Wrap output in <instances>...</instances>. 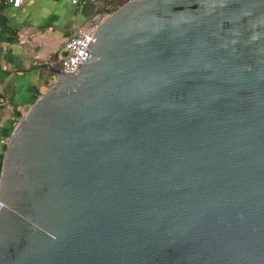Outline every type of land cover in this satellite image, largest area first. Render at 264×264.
I'll list each match as a JSON object with an SVG mask.
<instances>
[{"label": "water", "instance_id": "water-1", "mask_svg": "<svg viewBox=\"0 0 264 264\" xmlns=\"http://www.w3.org/2000/svg\"><path fill=\"white\" fill-rule=\"evenodd\" d=\"M3 145L0 264H264V0H126Z\"/></svg>", "mask_w": 264, "mask_h": 264}, {"label": "crops", "instance_id": "crops-1", "mask_svg": "<svg viewBox=\"0 0 264 264\" xmlns=\"http://www.w3.org/2000/svg\"><path fill=\"white\" fill-rule=\"evenodd\" d=\"M106 0L74 7L66 0H25L0 6V165L3 145L39 95L56 79L65 40L86 27Z\"/></svg>", "mask_w": 264, "mask_h": 264}, {"label": "built area", "instance_id": "built-area-1", "mask_svg": "<svg viewBox=\"0 0 264 264\" xmlns=\"http://www.w3.org/2000/svg\"><path fill=\"white\" fill-rule=\"evenodd\" d=\"M25 0H0V6L11 7L18 9L22 6ZM74 7L85 6L87 4H95L98 0H66ZM94 26L90 33H86L84 28L78 30L77 33L65 40L63 44V55L60 58V71L62 74L76 75L78 70H75L81 60L85 61L87 54L85 50L90 42L93 41ZM4 205L0 203V209Z\"/></svg>", "mask_w": 264, "mask_h": 264}, {"label": "rangeland", "instance_id": "rangeland-1", "mask_svg": "<svg viewBox=\"0 0 264 264\" xmlns=\"http://www.w3.org/2000/svg\"><path fill=\"white\" fill-rule=\"evenodd\" d=\"M124 2H126V0H106L105 6L110 7L109 14H111V13H114L117 9H119L120 6L124 4ZM86 6H87L88 12H91V7H88V4ZM0 169H1V165H0Z\"/></svg>", "mask_w": 264, "mask_h": 264}, {"label": "flooded vegetation", "instance_id": "flooded-vegetation-1", "mask_svg": "<svg viewBox=\"0 0 264 264\" xmlns=\"http://www.w3.org/2000/svg\"><path fill=\"white\" fill-rule=\"evenodd\" d=\"M99 13V16L106 15L107 13H110V7H107L104 5L101 6L100 10L97 11Z\"/></svg>", "mask_w": 264, "mask_h": 264}]
</instances>
